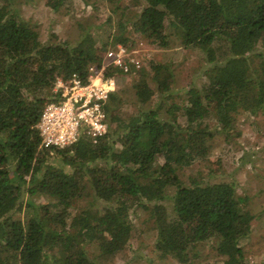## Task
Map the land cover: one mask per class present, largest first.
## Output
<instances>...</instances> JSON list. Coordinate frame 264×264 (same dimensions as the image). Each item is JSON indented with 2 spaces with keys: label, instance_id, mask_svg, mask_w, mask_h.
I'll return each instance as SVG.
<instances>
[{
  "label": "trees",
  "instance_id": "1",
  "mask_svg": "<svg viewBox=\"0 0 264 264\" xmlns=\"http://www.w3.org/2000/svg\"><path fill=\"white\" fill-rule=\"evenodd\" d=\"M20 1L0 0V264H115L141 204L160 256L195 264L208 242L218 255L244 260L256 218L251 198L196 167L218 136L230 141L242 112L264 114V0H128L116 28L106 22L74 43L55 34L43 41ZM65 1L46 5L59 11ZM133 35L199 51L201 82L172 88L173 62L154 58L127 73L109 67L117 88L105 105L107 131L43 146L36 124L60 101L57 78L84 77L103 63L101 50L137 46ZM122 76L134 83V109L119 94Z\"/></svg>",
  "mask_w": 264,
  "mask_h": 264
},
{
  "label": "rangeland",
  "instance_id": "2",
  "mask_svg": "<svg viewBox=\"0 0 264 264\" xmlns=\"http://www.w3.org/2000/svg\"><path fill=\"white\" fill-rule=\"evenodd\" d=\"M128 0H118L114 4L103 0H66L59 11H53L46 0H21L18 4L22 17L40 32L43 41H49L53 34L59 40L78 41L84 31L108 22L118 26L128 9ZM116 12H115V11ZM130 30V27H129ZM146 58L159 62L172 61L175 78L169 85L176 90H185L196 78L202 65L201 53L179 46L174 41L170 48H159L133 35ZM132 47V46H130ZM112 48V47H111ZM106 51L101 50L103 55ZM119 94L128 102L130 109L138 105L136 89L128 76L118 78ZM179 143V142H178ZM181 143V142H180ZM179 143V144H180ZM178 144V146H179ZM197 169L211 172L214 178H225L237 185V195H248L250 206L256 213L254 230L244 247V260H230L218 255L212 243L205 242L199 249L200 258L195 264H262L264 259V114L261 110L242 112L239 115L236 131L230 141L218 136L213 154ZM196 171L195 169L192 170ZM23 215L25 212L23 211ZM135 230L129 249L116 258L115 264H179L171 258L160 256L154 249L157 232L151 223L146 222L147 208L137 205L133 212ZM195 224L188 230L194 232Z\"/></svg>",
  "mask_w": 264,
  "mask_h": 264
},
{
  "label": "built area",
  "instance_id": "3",
  "mask_svg": "<svg viewBox=\"0 0 264 264\" xmlns=\"http://www.w3.org/2000/svg\"><path fill=\"white\" fill-rule=\"evenodd\" d=\"M146 59L139 48L118 44L105 52L101 65H91L84 77L74 73L66 81L57 78L60 101L48 103L36 124L42 145L65 147L83 131L93 139L103 135L108 128L105 105L117 88V79L107 74L108 68L119 67L127 73L140 68Z\"/></svg>",
  "mask_w": 264,
  "mask_h": 264
}]
</instances>
